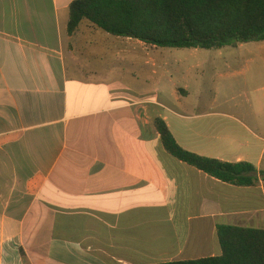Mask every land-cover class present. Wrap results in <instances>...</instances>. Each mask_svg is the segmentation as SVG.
<instances>
[{
  "label": "crops",
  "instance_id": "1",
  "mask_svg": "<svg viewBox=\"0 0 264 264\" xmlns=\"http://www.w3.org/2000/svg\"><path fill=\"white\" fill-rule=\"evenodd\" d=\"M74 1L0 0V264L198 260L222 255L219 225L264 229V182L209 176L155 126L264 171V42L242 90L192 68L167 84L158 48L88 22L70 35Z\"/></svg>",
  "mask_w": 264,
  "mask_h": 264
},
{
  "label": "trees",
  "instance_id": "2",
  "mask_svg": "<svg viewBox=\"0 0 264 264\" xmlns=\"http://www.w3.org/2000/svg\"><path fill=\"white\" fill-rule=\"evenodd\" d=\"M83 22L156 48L221 49L264 42V0H76L68 33ZM155 126L172 156L209 176L237 187L264 182V171L252 164L197 155L178 144L163 119ZM217 233L221 256L165 264H264V229L219 225Z\"/></svg>",
  "mask_w": 264,
  "mask_h": 264
},
{
  "label": "rangeland",
  "instance_id": "3",
  "mask_svg": "<svg viewBox=\"0 0 264 264\" xmlns=\"http://www.w3.org/2000/svg\"><path fill=\"white\" fill-rule=\"evenodd\" d=\"M259 45V42H251L212 50L158 48L155 51L162 53L160 62L164 61L166 64L167 84L170 81L179 82L180 78L177 75L179 70L186 72L192 68V75L200 83L204 82L207 85L215 82L232 83L242 90L245 88L246 80L254 72L253 65L249 64L248 59L255 57L251 53L256 52Z\"/></svg>",
  "mask_w": 264,
  "mask_h": 264
}]
</instances>
